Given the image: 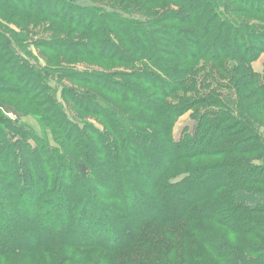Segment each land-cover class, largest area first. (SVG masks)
I'll return each mask as SVG.
<instances>
[{
  "label": "trees",
  "instance_id": "16d2710c",
  "mask_svg": "<svg viewBox=\"0 0 264 264\" xmlns=\"http://www.w3.org/2000/svg\"><path fill=\"white\" fill-rule=\"evenodd\" d=\"M169 1L179 2L183 11L166 15V21L184 27L164 29L140 22V17L131 21L105 13L106 23L117 30L115 35L103 29V22L95 27L100 13L80 19L81 11L95 8L83 0H0V9L54 20L59 17L63 22L72 18L57 12V6L65 9L71 5L78 11L72 22L85 29L103 57L138 67V71L130 68L119 74L128 83L109 75L63 74L69 83L100 88L117 100V109L104 94L74 87L63 86L59 101L46 87L51 72L41 75L27 64L17 67L21 61L17 54L25 52L33 40L30 33L14 36L7 32L12 31L10 27L0 26V70H8L21 83L20 92L39 100L42 118L51 120L57 135L69 140L79 156L71 158L62 148L52 147L44 135L41 139L0 114V258L24 257H14L9 264H35L38 256L53 257L51 264H57V259L64 264L66 251L83 248L102 253L98 264H169L152 256H164L163 249L174 248L170 244L177 234L188 243L197 240L212 256L226 261L239 249L234 253L223 236L209 235L204 222H214L230 235L264 234V219L257 217L264 215V192L235 189L264 186V137L247 114L238 112L236 100L252 99L264 88V75L250 68L261 52L264 34L248 35V26L233 8L238 4L264 14V0ZM85 42L81 46L90 51ZM57 46L69 49L67 44ZM199 55L208 62L183 69ZM223 59L233 61L221 70L235 86L237 97L207 101L199 94L204 90L211 98L213 93L209 82L215 76L209 78L207 63ZM200 73L207 78L198 77ZM219 81L216 86L223 87ZM171 96L177 101L165 104ZM118 103L127 107L120 109ZM65 108L70 113L75 108L76 116ZM136 112L149 116H135ZM187 112L196 123L194 131L187 134L184 128L181 133L185 136L175 141L173 128ZM81 113L96 118L102 131L85 122L79 130L73 121H85ZM142 121L149 125L143 131L139 129ZM202 124H206L204 130ZM248 140L253 148L243 150ZM248 153L253 154L248 160L236 158ZM223 154L235 157L215 170L203 172L194 167L169 176L179 162ZM155 228L169 235L152 238ZM194 235L198 237L192 238ZM202 253L200 248L192 253L193 263Z\"/></svg>",
  "mask_w": 264,
  "mask_h": 264
},
{
  "label": "rangeland",
  "instance_id": "374dc122",
  "mask_svg": "<svg viewBox=\"0 0 264 264\" xmlns=\"http://www.w3.org/2000/svg\"><path fill=\"white\" fill-rule=\"evenodd\" d=\"M76 1V0H74ZM89 3L92 7H95L92 11H81L80 19L84 18H92L93 14L100 13L101 17L98 19L97 26H103L105 31H112V34L117 35V30H115L109 23H106L104 20V16L107 15L105 13H110V18L121 17L125 19H129L131 21L138 20L144 23H154L157 26H160L164 29L176 27H184L183 25H179L176 22L170 23L165 19L166 15H170V13H176L178 10H181V5L176 1L169 0H83V4ZM57 12H60L62 15H66V18H72L67 22L61 21L58 17V20H54L53 18H47L44 16H36L29 13L23 12L21 10L20 13L9 12L4 9H0V26L5 27L8 26L12 29H7V32L15 35H23L28 34L33 37L31 43L26 46V51L18 53L17 56L21 61H18V69L20 64L28 65L30 69L36 71L37 73L43 75L44 71L51 72V78L49 82H47L46 87L50 88L52 92L57 94V98L60 101L59 93L62 91L63 86L68 88H76L81 92L92 93V94H104L105 98L115 106L117 109V100L112 98L110 95L105 93L100 88H91L84 84L74 83L71 80L70 83L67 81L68 79L63 76V74H100V75H109L112 78L119 79L123 83H128L127 79L123 78L119 74L132 71H138V67H127L123 65L122 62L111 59L109 56H102L100 54V49H96L94 47L95 41H93L89 35H87L86 31L82 26L76 25V13L75 9L69 5L67 8H62L57 6ZM70 9V11L68 10ZM233 8L239 10V13H236V16L239 18L241 23L244 26H248V35H261L264 34V14L255 13L253 11L248 10L245 7L239 6L238 4H233ZM183 10H181L182 12ZM58 14V13H57ZM108 16V15H107ZM75 17V18H73ZM90 20V19H89ZM103 22V24H102ZM90 24V22L88 23ZM87 25V24H85ZM7 27V28H8ZM88 27L94 31L95 27L93 25H88ZM245 34L244 32H240ZM250 35V36H251ZM257 36V37H258ZM79 37V38H78ZM155 40H159L160 36H153ZM87 42V49L92 51H85V48L81 45ZM121 41H124L122 37H120ZM33 42V43H32ZM36 42L38 43L36 45ZM57 44H67L69 49L64 47H58ZM260 54L257 56L255 60L250 63V68L253 73L257 75H264V43L260 44ZM106 47V46H105ZM114 47H117L114 44ZM108 48V47H107ZM126 48V47H125ZM168 50V49H167ZM172 51V49H169ZM26 53V54H24ZM197 55V54H196ZM207 55V54H206ZM164 59L168 60L169 56L165 55ZM107 57V58H106ZM168 57V58H167ZM207 57H211L210 54ZM216 57V56H215ZM205 56L202 55L195 57L193 62L189 63L185 68L193 69L195 66L198 67L202 63L206 62ZM208 62V61H207ZM233 61L230 59L219 60L215 63H207L206 72H210L209 78L213 79L215 76L214 82H209L210 87L213 89V93L211 94V98H208L207 91H200L199 94L201 96L207 97V101L218 102L220 96H232L235 98L236 88L232 84L228 83V77L222 72L221 66H228ZM47 63V65H46ZM0 67L2 65L0 64ZM131 68V69H130ZM8 70H0V114L4 117L12 120L15 124H18L31 132H33L37 137L42 139L44 135L47 137L49 144L52 147L61 150V148L65 151V153L73 159H78L77 150L73 149L72 145L68 142L69 140L60 138L57 135V130L53 127L51 120L42 118L41 115V106L38 103V99H32L30 97L19 90H21V83L15 81V79L10 77ZM207 78L205 73L198 74V77ZM49 77V76H48ZM47 78V77H46ZM61 78V79H60ZM220 80L219 83L222 84L219 87L216 86V80ZM36 80V79H34ZM51 80V81H50ZM60 80V81H59ZM207 83H205L206 85ZM229 85V86H228ZM148 87V86H147ZM18 88V89H17ZM261 89V88H260ZM259 89V94L256 97H253L249 100H240L237 96L236 100L239 104L238 112L245 113L247 116L253 120V122L258 125L261 129V134L264 137V88L262 90ZM17 90V91H15ZM247 92V91H246ZM252 93V92H248ZM181 94H179L180 96ZM156 96V95H154ZM155 99L157 97H154ZM151 100V98H150ZM156 101V100H155ZM177 98L175 96L168 97L164 100L165 104L175 103ZM261 101V102H260ZM154 102V101H150ZM264 102V101H263ZM257 103V105H253ZM119 105V103H118ZM204 106V105H202ZM202 106L200 108H202ZM127 107L126 105H119V108ZM257 107L255 110L254 108ZM242 108V109H240ZM67 110V108H65ZM246 110V111H245ZM68 111V110H67ZM69 112V111H68ZM73 116H76L77 110L74 108L71 111ZM70 113V112H69ZM70 113V114H72ZM79 113V111H78ZM141 115V117L149 116L144 114L142 116L141 112H136L135 116ZM81 119L85 121H73L76 124L79 130L82 129L83 123L91 124L98 130L102 131V127L98 124V121L93 116H90L86 113H81ZM140 130H144L149 128V125L145 124L143 121L141 122ZM195 121L190 118V112H187L182 117H180L173 128V138L175 141L185 134H182V130L185 128V132L190 134L194 131ZM146 125V127L144 126ZM226 126V125H225ZM201 130H204L206 124L201 125ZM74 139L76 138L73 135ZM88 137V135H85ZM233 138L235 135H231ZM232 138V137H231ZM89 139V138H88ZM94 142V141H93ZM31 143V142H30ZM95 143V142H94ZM32 144V143H31ZM85 145V144H84ZM83 145V146H84ZM86 146H89V142H87ZM253 148L250 141H246L243 144V150H250ZM253 154H243L237 155L236 158L243 161L244 159L248 160L252 158ZM235 157L234 155H219L217 157H207L203 156L200 159L183 161L174 165L170 172L169 176L173 174H177L179 172H183L188 168L198 167L203 172L213 169L220 168L225 163L228 158ZM160 165V163H156ZM227 164V163H226ZM225 164V165H226ZM155 165V164H154ZM232 166V165H231ZM215 170V169H213ZM244 176L245 173L240 174ZM242 178V177H241ZM177 180V179H176ZM202 183H205L203 180ZM139 185V181L137 183ZM143 185V184H142ZM235 189H249L253 191L264 192V186H235ZM103 194V193H102ZM23 206V205H22ZM28 212H30L27 209ZM63 217V215L61 216ZM260 219H264V215L257 216ZM29 218V217H27ZM216 222V221H215ZM214 222H204L203 226L210 230L209 235L214 233L220 234L223 236L231 249L235 251L239 249L236 256H228L225 258L226 261H219L217 258L212 256V254L206 250V247L195 240L196 243H188L182 236L179 234L173 236L172 245L174 248H165L164 256L159 254H154L153 260H160L169 264H264V234H239V235H230L232 233H228L222 227L216 226ZM202 226V224H201ZM157 230V231H156ZM155 234H153L152 238L156 239H164L165 236L169 234H163L162 228L154 230ZM204 235V234H203ZM206 236H209L207 233ZM198 235H194L192 238H196ZM161 237V238H160ZM190 244V245H188ZM198 248L202 250L203 257L199 256L196 258V262L193 263V258H191L192 253L195 252ZM143 254V253H142ZM63 255L67 257V260L64 264H98V262L103 258L101 252L97 250H93L91 248H83V249H72L66 251ZM14 257H22L23 256H13V257H4L0 258V264H9L12 263L15 258ZM14 258V260L12 259ZM22 261L21 258H19ZM30 261H34V259L28 258ZM90 259V260H89ZM192 260V262H191ZM35 264H51L54 262V258H50L47 256H38L35 260ZM89 261V262H87ZM26 263H28L26 261ZM58 263V259L56 260ZM32 264V263H29ZM34 264V263H33Z\"/></svg>",
  "mask_w": 264,
  "mask_h": 264
}]
</instances>
